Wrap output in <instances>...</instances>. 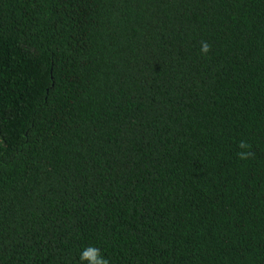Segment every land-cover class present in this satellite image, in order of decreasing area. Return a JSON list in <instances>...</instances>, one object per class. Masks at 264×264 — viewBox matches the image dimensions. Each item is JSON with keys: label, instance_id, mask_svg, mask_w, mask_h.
Masks as SVG:
<instances>
[{"label": "trees", "instance_id": "obj_1", "mask_svg": "<svg viewBox=\"0 0 264 264\" xmlns=\"http://www.w3.org/2000/svg\"><path fill=\"white\" fill-rule=\"evenodd\" d=\"M0 264H264V0H0Z\"/></svg>", "mask_w": 264, "mask_h": 264}]
</instances>
